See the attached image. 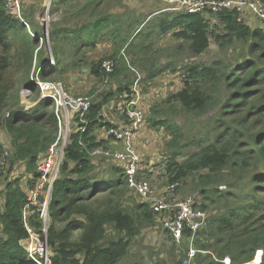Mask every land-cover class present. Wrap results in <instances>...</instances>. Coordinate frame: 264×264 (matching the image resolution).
<instances>
[{"label": "trees", "instance_id": "16d2710c", "mask_svg": "<svg viewBox=\"0 0 264 264\" xmlns=\"http://www.w3.org/2000/svg\"><path fill=\"white\" fill-rule=\"evenodd\" d=\"M11 1L0 0V128H4L11 139L13 157L8 159L9 172L23 163L27 172L38 179V166L58 139L59 121L55 115L56 103L51 98L43 99L27 111L21 104L24 89L30 91V101L41 98L40 89L29 80L33 61L36 59L37 68L42 69L41 80L54 81L66 71L62 68L66 65L65 58L80 54L86 47H97L107 35L115 36L101 34L111 26L115 16L108 9L112 0H52V6L59 5L60 10L63 6V19L53 24L49 32L55 67L47 55V43L41 44L40 39L31 34L44 32V28L35 23V5L20 17L9 12ZM244 14L249 15L236 10L184 12L162 16L158 21L162 33L172 32L176 40L188 45L193 57L205 54L211 40L223 52H237L242 46L236 58L220 59L211 65H187L183 70V90L167 100L169 105H180L186 114L196 118L206 117L220 108L215 134L197 144L199 152L179 162L183 150L196 142H183L182 128L171 120H150L153 127L164 128L170 138L167 149L173 153L166 164L169 182L183 183L199 173L197 182L201 194L205 199L215 195L221 210L224 209L220 215L210 218L207 228L198 234L196 249L201 252L193 264H225L227 258L231 264H248L254 261L258 251H264V30L248 26L241 17ZM212 19L217 22L214 31ZM132 25L134 22L128 28ZM62 34L66 38L62 39ZM42 37L44 41V34ZM68 38L69 50H61ZM128 44L124 39L120 46L129 48ZM135 49L140 53L147 48ZM114 60L117 63L112 74L102 69V60L92 66V75L100 80L122 75L128 82L101 101L87 96L92 105L84 117L85 122L79 114L71 121V135L60 167L61 177L54 184L50 204L52 225L48 231V247L52 264H124L134 240L156 219L152 207L138 195L135 197L140 201L133 198L132 206L123 204L130 190L124 168L111 162L113 165L102 181L92 175L95 164L90 153L109 145L97 132L127 126L123 107L131 99L133 82L130 68L126 64L119 67L120 63L124 64L123 59L120 63ZM82 61L76 59L74 65L81 67ZM148 74L156 75L154 71ZM19 77L22 78L17 87L15 79ZM222 89L229 93L225 102L220 99ZM115 100L118 111L124 116L121 123H110L104 116L105 106ZM83 127L85 132L81 130ZM144 134L143 126L135 139L138 149L146 140H143ZM4 153L0 141V160ZM227 175L235 181V186L231 192H222L219 187ZM30 185L35 187L32 180ZM4 195L0 207V264H36L22 245L29 238L23 218L28 204L27 189H22L15 180L6 186ZM200 209L205 211V205ZM30 224L41 233L42 224L37 215L31 217ZM61 225L64 227L60 228ZM178 264H184L183 260ZM261 264H264V255Z\"/></svg>", "mask_w": 264, "mask_h": 264}, {"label": "rangeland", "instance_id": "374dc122", "mask_svg": "<svg viewBox=\"0 0 264 264\" xmlns=\"http://www.w3.org/2000/svg\"><path fill=\"white\" fill-rule=\"evenodd\" d=\"M24 1L26 10L33 8V5L38 9L36 13L38 17L35 23H38L37 25L39 27L44 28V32L40 34L31 32V34L34 38L40 39L41 44L44 42L47 43V55L51 63H54L53 65L56 67L49 32L52 30L51 26H53V24L60 23L63 19V6H60L61 10L58 7L59 5L52 6L51 16L48 21L44 7L49 0H27L29 4L26 0ZM171 1L172 0H124L121 3L118 0H112L109 3L108 9L111 11L112 15L115 16V19L114 22L110 24L111 26L106 27L101 34L102 36H106L109 33H113L115 36L111 37L110 34L109 37L107 35L104 42H100L97 47H86L80 54L65 58L66 65L62 66V68L65 67L66 71L63 72V75L60 74L56 76L54 81H43L39 78L42 69L37 68L36 59L33 61V66L29 74V80L36 86H38L37 82L61 83L66 92L74 98L93 96V101H101L108 93L111 91L116 92L121 85H124L128 81L122 75L117 78L107 77L100 80L92 75L91 68L94 64L102 60L104 63L105 61L114 60V58H116L118 59V63H120V59L122 58L124 64L120 63L119 67L126 64V66L130 68V80L133 82L130 89L131 87L133 88L137 80H140L139 87L143 95L142 107L146 112V123L144 125L145 138L143 140L150 139L152 141L150 146L140 147L144 170L149 168L150 165L156 168L164 166V164L166 165L172 158L173 153L169 152L167 149L170 138L166 130L161 126L153 127L150 120H156L157 122H163L167 119L171 120L182 128L185 139L183 142H196V145L193 147L183 150L178 158V161L181 163L186 161L187 156L190 154L199 152L197 144L205 140L206 136L215 134L214 127L219 116L220 108L208 114L206 117L196 118L195 116L186 114L180 105L171 106L167 103V100L172 95L180 92L184 88V68L194 63L211 65L220 59L227 60L232 56L236 58L240 54V49H242V46H239L237 52H232V50L223 52L217 44H215L214 40H211V46L205 54L193 57L188 50V45L182 41L176 40L172 32L167 34L162 33L159 24V20L162 19V16L187 12L186 9L180 7L179 0H174L173 3ZM261 1L264 4L263 0ZM206 17L209 19L211 18L209 14H207ZM241 17L252 29L264 30V24L258 18L250 14H244L241 15ZM133 22L134 25L128 28L129 24ZM216 24L217 22L212 19V31L216 29ZM30 27L31 26H29V28ZM61 28H63V26ZM42 34L45 36L44 41ZM72 36L74 35L72 34ZM64 37L66 38V35L62 34V39ZM124 39L129 41L128 45H131L129 48L127 46L124 48L120 46V44L124 42ZM69 41L70 39L68 38L65 45L61 46V50H69ZM182 45L184 47L180 48ZM142 47H146L147 49H142L140 53H137L135 48ZM125 49L126 53L124 52ZM76 59L78 61L79 59L83 60L81 62V67L74 65ZM115 63L117 62L115 61ZM139 64L143 65L138 66ZM153 71L156 75L150 76L148 73ZM26 76H28V74H26ZM21 78L22 77L15 79V85L17 87L19 86L18 81ZM38 88L40 89L39 86ZM224 90L225 89H222L220 94V99L223 100V102H225L229 94ZM40 91L42 93L41 89ZM29 95V90L24 89L21 91V104L26 111L35 108L43 100L40 98L37 101H30ZM117 108L118 104L116 100L105 106L104 116L108 122H123L124 116L120 114ZM155 111L160 112V114H155ZM101 132L103 131L99 130L97 134L100 135ZM0 141L4 145V155L6 153L8 154V166L9 157H13V149L11 147V139L4 128H0ZM93 161L95 170L92 175H95L96 179L102 181L106 171L112 167L113 164L101 158L93 159ZM7 166L0 175V207L3 204L4 192H6V186L9 183L18 180L22 189L29 190L28 188L32 189L30 180H32L34 184L37 181V178H34L27 172L26 165L23 163H18L13 172H9ZM155 167L151 168L153 169ZM226 173L229 174L228 172ZM154 175L155 172L145 171L142 177L146 180L155 182L156 185H160V189L164 188L169 183V177L167 175L160 176L157 182L153 178ZM60 177L61 172L59 174V178ZM198 177L199 173H195L189 180L181 183L178 193L179 198L184 199L193 197L197 203L198 209L205 205V212L209 219L220 215L219 213L224 212V209L221 210L215 195H209L207 199L204 198V195L201 194V191L198 189ZM233 186H235V181H232L229 175H227L224 177V183L219 187V190L222 192H231L234 188ZM245 188H247V186H245ZM107 189L108 188H106V190ZM135 196L136 195L129 190L123 204L132 206L133 198L137 201L139 200ZM33 216H36V214ZM161 223L162 218L158 216L152 225L142 230V233L134 240L129 255L123 262L124 264H156L158 262L178 264L182 260L184 262L187 259L190 248L194 246L197 248L196 238L194 242L187 238H184L180 244L174 242L170 235L164 230ZM50 225H52V220ZM63 227L64 225L60 226V228ZM204 240L205 238H202L201 241L205 242ZM22 245L25 249L28 247V244L23 242ZM263 255L264 251H258L254 261L248 264H259L260 260L263 259Z\"/></svg>", "mask_w": 264, "mask_h": 264}, {"label": "built area", "instance_id": "2783aa9c", "mask_svg": "<svg viewBox=\"0 0 264 264\" xmlns=\"http://www.w3.org/2000/svg\"><path fill=\"white\" fill-rule=\"evenodd\" d=\"M171 2L173 3L174 0ZM178 2L180 7L186 9L188 13L198 14L207 11L219 13L223 10H236L238 12H248L264 24V4L261 0H179ZM8 10L22 17V0H12L8 5ZM44 10L49 21L52 0L45 4ZM115 65V60L105 61L102 64V69L108 74H112ZM37 84L42 90L41 98H51L56 103L55 115L59 121V133L58 139L49 149L47 157L38 166L40 177L34 184L35 187L27 190L28 204L23 211V218L29 238L23 243L28 244L26 251L32 262L52 264L48 247V231L51 227L50 204L54 184L59 178L60 167L64 163V151L71 135V121L76 114H79L81 121L85 122L84 117L91 108L92 102L90 97H72L66 92L61 83L37 82ZM139 85L140 80H137L133 88L131 87V99L124 103L123 110L125 109L127 126L102 130L101 136L108 141L109 145L106 148L95 149L90 155L93 159L101 158L126 170L129 189L152 207L156 218L158 216L162 218L161 224L174 242L180 244L185 237L194 242L198 234L208 226L209 218L206 212L197 208V203L193 197L179 198L180 182H169L164 188L160 189V185H156L155 182L142 177L145 171L155 172L153 178L157 182L160 176L167 175L170 177V174L166 170L165 164L157 168L148 165L149 168L145 170L142 165L140 147L143 144L150 146L152 141L146 139L141 143L139 149L135 142L137 135L146 123V112L142 107L143 95ZM81 130L85 132L86 128L83 127ZM7 157L8 154L6 153L0 160V175L7 166ZM151 167L155 168L152 169ZM34 214L38 216L39 222L42 224L41 233H37L30 224V219ZM199 252L195 247L190 248L184 264H193ZM261 262L262 259L259 264ZM224 263L231 264V261L227 258Z\"/></svg>", "mask_w": 264, "mask_h": 264}, {"label": "crops", "instance_id": "0c3cea01", "mask_svg": "<svg viewBox=\"0 0 264 264\" xmlns=\"http://www.w3.org/2000/svg\"><path fill=\"white\" fill-rule=\"evenodd\" d=\"M27 1V0H26ZM29 1V0H28ZM27 1V3L29 4V2ZM34 1H37V0H34ZM42 1V0H41ZM43 1H45V0H43ZM23 3H24V5L22 4V6H23V13H25L27 10H26V6H25V1L23 0ZM46 3V2H45ZM42 7V6H41ZM38 10V9H37ZM37 10H36V13H37ZM38 17V14H36V18ZM36 20V19H35ZM102 135V132H101V134H100V136Z\"/></svg>", "mask_w": 264, "mask_h": 264}, {"label": "clouds", "instance_id": "9594fccd", "mask_svg": "<svg viewBox=\"0 0 264 264\" xmlns=\"http://www.w3.org/2000/svg\"><path fill=\"white\" fill-rule=\"evenodd\" d=\"M252 263V262H251Z\"/></svg>", "mask_w": 264, "mask_h": 264}]
</instances>
